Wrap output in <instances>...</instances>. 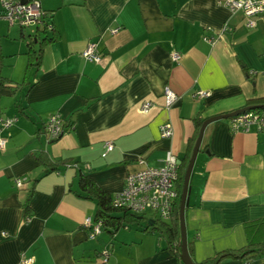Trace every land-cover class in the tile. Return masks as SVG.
I'll list each match as a JSON object with an SVG mask.
<instances>
[{
	"label": "crops",
	"instance_id": "crops-1",
	"mask_svg": "<svg viewBox=\"0 0 264 264\" xmlns=\"http://www.w3.org/2000/svg\"><path fill=\"white\" fill-rule=\"evenodd\" d=\"M40 1L56 39L22 82V34L37 28L21 29L20 37L8 32V39L0 32L3 76L11 82L0 86V120L16 119L0 129L7 139L0 149V264H20L23 255L34 264H180L166 238L148 227L152 214L91 238L85 220L94 219L96 203L80 190L79 176L115 195L128 174L163 165L167 152L181 162L196 118L204 122L264 100V17L249 28L223 0ZM90 42L102 53L100 63L82 54ZM167 88L179 96L168 108ZM199 90L211 94L196 98ZM144 101L153 105L147 113ZM54 114L67 130L49 140L45 123ZM230 118L207 125L190 178L185 219L197 262L245 247V224L264 218V130L233 132ZM166 122L169 138L161 136ZM107 141L114 149L103 157ZM41 152L67 165L48 171L36 158ZM16 178L25 179L22 188ZM223 264H264V255Z\"/></svg>",
	"mask_w": 264,
	"mask_h": 264
},
{
	"label": "built area",
	"instance_id": "built-area-1",
	"mask_svg": "<svg viewBox=\"0 0 264 264\" xmlns=\"http://www.w3.org/2000/svg\"><path fill=\"white\" fill-rule=\"evenodd\" d=\"M0 3L3 11L2 17L11 27L18 26L21 29L32 26H36V28L47 27L48 31L53 27L52 23L47 20L50 18V14L42 9L40 0H29L27 3H21L20 0H0ZM219 3L228 7L232 13H242L249 28H254L257 19L264 17V0H223ZM117 30L118 28H115L112 32ZM209 40L212 39L209 38ZM82 54L88 61L95 63L102 61V53L95 42H90ZM172 58L175 61H179L181 55L178 52H173ZM210 94V91L199 90L194 96L202 99ZM178 98L179 96L174 91L169 88L166 89L167 108L174 104ZM152 106L151 101H144L141 105V110L147 113ZM15 120L11 118L1 119L0 129L8 128ZM253 125L257 126L259 130H264V113L246 110L230 118V126L233 132L240 130L249 131ZM45 130L49 140H55L67 128L64 125L62 116L54 114L46 121ZM172 134L171 123H164L161 126V136L169 138ZM6 144L7 139L0 138L1 150L5 149ZM104 149L103 157L114 149V143L107 141L104 143ZM179 165V158L172 152H167L163 159V165L158 167L148 166L128 174L124 188L114 195V205L125 208L136 215L150 212L161 220H170L178 197ZM15 184L18 188H22L25 184V179L16 178ZM85 225L91 229V238H95L102 232V223L100 221L95 222L94 219L89 217L85 220ZM101 255L103 262L109 259V251L107 249L103 250ZM34 262V257L23 255L20 264H34Z\"/></svg>",
	"mask_w": 264,
	"mask_h": 264
},
{
	"label": "trees",
	"instance_id": "trees-1",
	"mask_svg": "<svg viewBox=\"0 0 264 264\" xmlns=\"http://www.w3.org/2000/svg\"><path fill=\"white\" fill-rule=\"evenodd\" d=\"M31 1V0H30ZM2 15V14H0ZM52 23L53 37L47 36V27L37 28L36 33L28 37L23 36L27 41V72L33 67H38L42 58L43 46L47 42H51L56 39V31L54 24L51 20V16L47 19ZM23 31V29H22ZM45 36L41 37L40 34ZM38 44V48L36 45ZM5 55L2 50V35L0 33V86L4 87L10 84L9 79L3 76ZM25 83V82H23ZM246 110L256 111L258 113H264V100L258 99L255 102L249 103ZM245 110V111H246ZM203 123V119L196 118V133L190 140L188 149L184 157L181 159L179 165V179L177 182L178 197L175 201V207L171 219L168 221L161 220L157 216H154L149 222L151 225L148 227L152 231L158 232L164 236L167 240V247L171 253L177 258L180 264H184L181 258V232H180V219H179V206L181 201L182 189L184 185V175L190 161L192 150L198 136L200 127ZM36 158L41 164H43L48 171L58 170L61 166L67 165L64 161H52L47 154L41 152L36 154ZM80 190L85 194V197L95 201L96 213L94 215L95 222L102 223V231L110 233L117 232L122 228L125 223L133 222L136 220L144 219L146 214L136 215L131 213L125 208L116 207L114 205V194L104 188H102L93 178L87 174H80L79 176ZM30 196L24 202V219L27 221L31 216L30 201L32 198L33 188L30 190ZM245 231L248 239V243L245 247L240 249H228L216 253L212 258H209L202 262H197L194 258V243L192 240H188V250L191 259L194 264H223L228 259H244L251 260L260 258L264 255V218L257 221L248 222L245 224Z\"/></svg>",
	"mask_w": 264,
	"mask_h": 264
},
{
	"label": "water",
	"instance_id": "water-1",
	"mask_svg": "<svg viewBox=\"0 0 264 264\" xmlns=\"http://www.w3.org/2000/svg\"><path fill=\"white\" fill-rule=\"evenodd\" d=\"M29 0H20L21 3H27ZM246 108L234 111L228 114L218 115L214 117H210L206 119L199 131V135L196 139L195 145L192 150V154L190 157V161L188 163L185 175H184V185L182 189V195H181V201L179 206V219H180V232H181V258L184 264H194L193 260L190 257L189 250H188V237H187V228H186V219H185V211H186V204H187V197L189 192V183L191 174L197 159V155L200 152L201 144L204 136V131L207 125L213 121L220 120V119H227L230 117H233L243 111H245Z\"/></svg>",
	"mask_w": 264,
	"mask_h": 264
},
{
	"label": "rangeland",
	"instance_id": "rangeland-1",
	"mask_svg": "<svg viewBox=\"0 0 264 264\" xmlns=\"http://www.w3.org/2000/svg\"><path fill=\"white\" fill-rule=\"evenodd\" d=\"M0 14H3V11H2V6H1V3H0ZM33 29H35V27H27L26 29H23L24 30V33L25 34H28L29 32H31ZM0 32L2 33V35H3V38L4 39H8L9 37H7L6 36V33H8V32H10L11 33V36L13 35V34H16L18 37H20V33H21V28L20 27H18V26H13V27H11V26H9L8 25V23L5 21V20H3V19H0ZM11 38V37H10ZM26 47V46H25ZM26 51H25V54H24V58H25V61H26V59H28L27 58V55H26V52H27V47H26V49H25ZM27 65V64H26ZM26 67H25V64L22 66V71H20V73H18L19 75L18 76H20L19 78V80H21V82H22V79L23 78H26L28 75H29V71L27 72V70L25 69ZM24 69H25V71H24ZM31 74V73H30ZM29 77H30V75H29ZM20 82V81H19ZM154 215L153 213H150V212H148L147 213V215L149 216V215Z\"/></svg>",
	"mask_w": 264,
	"mask_h": 264
}]
</instances>
